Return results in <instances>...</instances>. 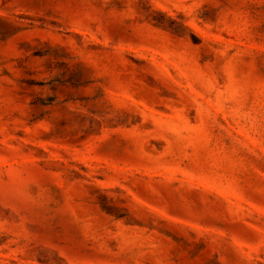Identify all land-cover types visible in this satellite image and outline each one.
I'll use <instances>...</instances> for the list:
<instances>
[{
    "label": "rangeland",
    "instance_id": "374dc122",
    "mask_svg": "<svg viewBox=\"0 0 264 264\" xmlns=\"http://www.w3.org/2000/svg\"><path fill=\"white\" fill-rule=\"evenodd\" d=\"M0 264H264V0H0Z\"/></svg>",
    "mask_w": 264,
    "mask_h": 264
}]
</instances>
